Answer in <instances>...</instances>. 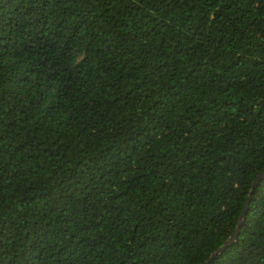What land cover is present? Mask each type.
I'll return each mask as SVG.
<instances>
[{"label": "trees", "instance_id": "1", "mask_svg": "<svg viewBox=\"0 0 264 264\" xmlns=\"http://www.w3.org/2000/svg\"><path fill=\"white\" fill-rule=\"evenodd\" d=\"M262 171L264 0H0V264H204Z\"/></svg>", "mask_w": 264, "mask_h": 264}, {"label": "water", "instance_id": "2", "mask_svg": "<svg viewBox=\"0 0 264 264\" xmlns=\"http://www.w3.org/2000/svg\"><path fill=\"white\" fill-rule=\"evenodd\" d=\"M264 179V171L261 172V174L259 175V177L256 179V181L254 182V185L252 187V190L250 192V195L247 199V203H246V207L240 217L238 226L236 231L233 233V235L224 243V245L218 249L214 254H212V256L210 257V259H208L204 264H212L214 262V260L218 257V255L224 253L226 251V249H228L230 246H232L238 239L239 235H240V231L241 228L244 224V221L246 219V215L249 211V206H250V201L252 199V196L255 192V190L258 188V186L260 185L261 181Z\"/></svg>", "mask_w": 264, "mask_h": 264}]
</instances>
